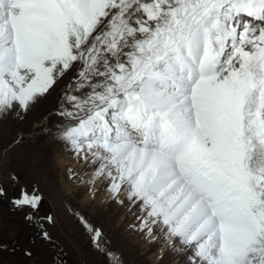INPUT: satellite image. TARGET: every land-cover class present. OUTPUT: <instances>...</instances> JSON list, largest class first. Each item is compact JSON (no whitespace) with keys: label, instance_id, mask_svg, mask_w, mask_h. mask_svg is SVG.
I'll return each instance as SVG.
<instances>
[{"label":"snow or ice","instance_id":"snow-or-ice-1","mask_svg":"<svg viewBox=\"0 0 264 264\" xmlns=\"http://www.w3.org/2000/svg\"><path fill=\"white\" fill-rule=\"evenodd\" d=\"M69 72L60 136L142 202L141 231L184 264H264V0H0V121ZM12 203L38 216L43 197Z\"/></svg>","mask_w":264,"mask_h":264},{"label":"rangeland","instance_id":"rangeland-1","mask_svg":"<svg viewBox=\"0 0 264 264\" xmlns=\"http://www.w3.org/2000/svg\"><path fill=\"white\" fill-rule=\"evenodd\" d=\"M74 76V72L65 74L55 85L60 95L56 92L53 97H40L23 118L14 115L0 121V184L8 199L15 200L21 186L28 191L35 186L43 197L39 215L33 212V221L26 216V207L12 209L0 199V264H115L93 247L77 213L103 231L107 248L122 264H184L181 255L169 250L155 259L168 246L160 225L155 229L159 239L151 247L127 237V228L132 223L131 215L125 218L127 209L139 202L128 198L127 185L108 203L101 204L95 198L85 202L86 195H93L72 168L73 164L84 162L60 136L63 127L74 123L70 117L60 115L71 108H61L60 104L64 100L62 94L75 83ZM81 166L82 173H94L93 167ZM99 180L110 185L105 177ZM63 184L69 186V193L63 190ZM45 233L59 249L58 260Z\"/></svg>","mask_w":264,"mask_h":264},{"label":"bare ground","instance_id":"bare-ground-1","mask_svg":"<svg viewBox=\"0 0 264 264\" xmlns=\"http://www.w3.org/2000/svg\"><path fill=\"white\" fill-rule=\"evenodd\" d=\"M56 92L59 93V95L61 93L60 91H58V88L54 85L53 88L50 90V94H46V95H44L42 97H53L56 94ZM69 92H71V88L70 87L67 89L66 92H64L62 94L63 97H64V100L60 104L61 108H65L66 109L67 107L68 108L70 107V105H68L67 103L64 102L65 101V97H66V93H69ZM70 122H73V121H70ZM81 165H84V163L81 164ZM81 165H79L78 163H75V164L72 165V168H74L76 170L75 174H77L78 176H80L84 180V182L86 183V187L88 189V192H91V194L93 195V196H91L90 193L88 195H86L85 202H89V201H91L94 198H95L96 201H98L101 204L102 203H108L109 201H111L115 196L110 191V185H108V182L105 181L104 183H102V181L99 180V177H95L94 173L87 174V175L82 173V170H81L82 166ZM63 185H64L63 186V190L65 192L69 193L70 192V190L68 188L69 186H66V184H63ZM104 185H105V187H106V185H108V186L105 189H103ZM123 205H124V202H123ZM140 205H142V202L139 201L138 203L134 204L131 208L127 209L128 212L125 215V218H128L129 215H131L130 218H131L132 223L127 228L126 235H127V237L133 239L134 242H137V243H140V244L142 243V244H144L147 247H151V244L152 243L154 244V242L156 240H153L150 237H148L146 235V230L145 231H141V229L139 228V225L142 223V218L146 215V213L144 212L143 208H141L142 206H140ZM156 226H158V225H154L153 226L154 231L156 229ZM168 250H169L168 246H165V249L163 251H161L156 256L155 259L158 260L159 256L161 254H163V252L165 253Z\"/></svg>","mask_w":264,"mask_h":264},{"label":"water","instance_id":"water-1","mask_svg":"<svg viewBox=\"0 0 264 264\" xmlns=\"http://www.w3.org/2000/svg\"><path fill=\"white\" fill-rule=\"evenodd\" d=\"M51 247L55 250L54 246L51 244ZM56 251V250H55Z\"/></svg>","mask_w":264,"mask_h":264}]
</instances>
